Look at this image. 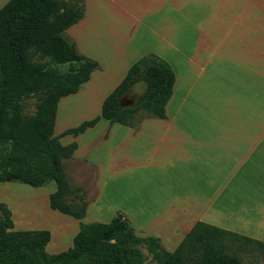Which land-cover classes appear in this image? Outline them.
I'll list each match as a JSON object with an SVG mask.
<instances>
[{
  "label": "crops",
  "instance_id": "crops-1",
  "mask_svg": "<svg viewBox=\"0 0 264 264\" xmlns=\"http://www.w3.org/2000/svg\"><path fill=\"white\" fill-rule=\"evenodd\" d=\"M64 32L99 65L58 98L52 126L60 144L76 143L63 159L93 168L95 191L85 195L81 221L107 222L121 208L135 234L158 238L167 251L196 221L264 242V0H84L82 17ZM146 52L173 70L164 118L134 129L100 117L75 136L62 133L100 114L104 97ZM68 167L76 183L78 170ZM124 178L131 207L118 202L106 212L109 183L119 189ZM12 185L0 181L11 229L48 230L50 254L70 247L78 221L49 207L55 183L39 188L36 217L9 196Z\"/></svg>",
  "mask_w": 264,
  "mask_h": 264
},
{
  "label": "trees",
  "instance_id": "trees-1",
  "mask_svg": "<svg viewBox=\"0 0 264 264\" xmlns=\"http://www.w3.org/2000/svg\"><path fill=\"white\" fill-rule=\"evenodd\" d=\"M83 1L7 0L0 6V181L36 187L52 180L55 190L48 194L49 207L78 221L72 245L50 254L44 250L48 230L11 229L10 210L0 202V264H144L147 255L156 264H240L236 251L264 248V242L196 221L167 251L158 238L136 235L120 211L107 222L81 221L88 203L85 192L71 182L61 162L71 156L76 143L60 144L52 126L58 98L75 92L91 71L99 69L64 32L82 17ZM31 52L67 64L68 70L59 72L44 62L30 61ZM173 80L169 63L147 52L128 66L104 97L100 114L62 133L75 136L100 117L109 125L134 129L145 118H164ZM133 84L142 85L136 101L121 105ZM29 96L37 98L31 114L23 112L22 105ZM106 232L110 236L104 241Z\"/></svg>",
  "mask_w": 264,
  "mask_h": 264
},
{
  "label": "rangeland",
  "instance_id": "rangeland-1",
  "mask_svg": "<svg viewBox=\"0 0 264 264\" xmlns=\"http://www.w3.org/2000/svg\"><path fill=\"white\" fill-rule=\"evenodd\" d=\"M29 59L30 61L44 62L46 63L47 67H52L59 72H65L68 70L67 64L52 63L48 57L41 56L35 52L30 53ZM141 87L142 85L140 84H133L122 96L121 105H127V104L135 102L138 97V93L141 91ZM36 100H37L36 96H29L27 98H24L22 101L23 112L27 114H31L35 109L34 103L36 102ZM69 164H72L78 170L77 174H75L76 175L75 179H77L76 180L77 182L74 184L82 188V190L85 192L86 197L93 198L95 190H94L93 183H92L93 168L90 165V163H84L81 161L72 162L69 160L62 159L63 170L67 174L68 177H70L72 173L71 168L68 167ZM69 179L73 183V180L71 178ZM9 182L13 184L12 185L13 191L12 193H9V196L12 195V196H15L17 199H20L19 202L21 205L22 212L25 215H34L35 217L39 216V199L38 198H39V191L42 192V190H39V188H45L48 182L43 184L42 186L40 185L36 187L26 185L19 181L9 180ZM128 183H129L128 178H124V180H119L118 181L119 189H116L114 180L109 183L108 194L111 196H108V204H106L105 206V208H107L106 212L108 211L111 212V209L115 208L114 204H119L118 202H120L121 206L125 209H128V207L129 208L131 207L132 204L130 203L128 197L124 195L125 192L131 191V184H128ZM0 196L1 197L4 196L2 190H1ZM117 211L122 212L126 216V218L129 220L130 225L132 226L130 218L128 217L127 213L123 209L118 208L115 210L114 214ZM54 235H56V230H54ZM141 251L143 254L146 253L143 247H141ZM235 254L239 257L240 264H262L264 261V248H259L257 246H253L248 249H239L238 251L235 252ZM144 264H156V263L150 260L149 256L147 255L144 258Z\"/></svg>",
  "mask_w": 264,
  "mask_h": 264
},
{
  "label": "water",
  "instance_id": "water-1",
  "mask_svg": "<svg viewBox=\"0 0 264 264\" xmlns=\"http://www.w3.org/2000/svg\"><path fill=\"white\" fill-rule=\"evenodd\" d=\"M109 236H110V233L109 232H106L102 235L101 239L104 240V241H107L109 240Z\"/></svg>",
  "mask_w": 264,
  "mask_h": 264
}]
</instances>
